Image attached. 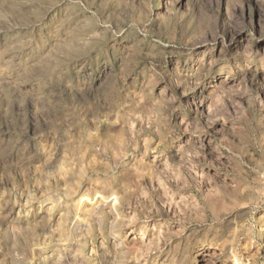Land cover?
<instances>
[{
	"label": "rangeland",
	"instance_id": "1",
	"mask_svg": "<svg viewBox=\"0 0 264 264\" xmlns=\"http://www.w3.org/2000/svg\"><path fill=\"white\" fill-rule=\"evenodd\" d=\"M0 264H264V0H0Z\"/></svg>",
	"mask_w": 264,
	"mask_h": 264
},
{
	"label": "bare ground",
	"instance_id": "2",
	"mask_svg": "<svg viewBox=\"0 0 264 264\" xmlns=\"http://www.w3.org/2000/svg\"><path fill=\"white\" fill-rule=\"evenodd\" d=\"M110 170V169H109ZM83 196H86V195H83ZM83 196H81L80 198H82ZM79 203V202H78Z\"/></svg>",
	"mask_w": 264,
	"mask_h": 264
}]
</instances>
